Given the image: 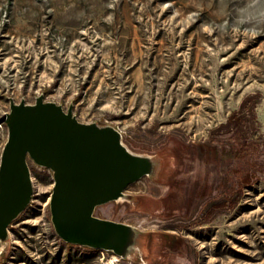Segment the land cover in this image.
I'll list each match as a JSON object with an SVG mask.
<instances>
[{
	"label": "rangeland",
	"instance_id": "374dc122",
	"mask_svg": "<svg viewBox=\"0 0 264 264\" xmlns=\"http://www.w3.org/2000/svg\"><path fill=\"white\" fill-rule=\"evenodd\" d=\"M41 95L161 159L95 212L149 236L128 258L65 242L29 159L0 264H264V0H0V163L11 103Z\"/></svg>",
	"mask_w": 264,
	"mask_h": 264
},
{
	"label": "water",
	"instance_id": "95a60500",
	"mask_svg": "<svg viewBox=\"0 0 264 264\" xmlns=\"http://www.w3.org/2000/svg\"><path fill=\"white\" fill-rule=\"evenodd\" d=\"M5 122L8 140L0 163V242L28 208L34 195L29 159L54 173L52 221L67 243L114 252L128 258L148 233L103 219L96 209L129 197L127 188L156 177L161 159L132 151L114 126L83 123L44 96L34 104L11 103Z\"/></svg>",
	"mask_w": 264,
	"mask_h": 264
}]
</instances>
